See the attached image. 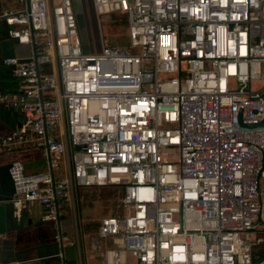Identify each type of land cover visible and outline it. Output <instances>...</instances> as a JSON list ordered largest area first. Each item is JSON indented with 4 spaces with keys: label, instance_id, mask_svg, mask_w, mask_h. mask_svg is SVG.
Instances as JSON below:
<instances>
[{
    "label": "built area",
    "instance_id": "built-area-1",
    "mask_svg": "<svg viewBox=\"0 0 264 264\" xmlns=\"http://www.w3.org/2000/svg\"><path fill=\"white\" fill-rule=\"evenodd\" d=\"M16 2L0 18L31 49L1 60L16 83L0 104L22 122L0 153L39 148L46 169L8 164L13 208L41 205L59 248L91 264L76 220L73 236L60 231L61 209L73 212V188L115 187L98 264H264V0H90L89 52L71 0ZM112 13L125 45L103 42Z\"/></svg>",
    "mask_w": 264,
    "mask_h": 264
},
{
    "label": "crops",
    "instance_id": "crops-1",
    "mask_svg": "<svg viewBox=\"0 0 264 264\" xmlns=\"http://www.w3.org/2000/svg\"><path fill=\"white\" fill-rule=\"evenodd\" d=\"M16 0H0L3 10H16ZM31 47L17 44L6 36V25L0 18V92L13 89L16 81L10 75V67L2 64L5 57H26ZM22 122L19 111L0 104V136L7 135ZM12 160L22 163L26 173L41 172L46 169L43 152L33 146H15L0 153V264H78L76 249L68 246L59 248L53 240L55 225L51 221H41L42 207L38 203L27 204L16 211L12 204V185L7 174V166ZM68 206L63 211L69 215ZM62 213L60 217H64ZM58 221L60 231L73 236L72 221ZM87 257V255H86ZM91 259V257H90ZM87 257V262L90 261Z\"/></svg>",
    "mask_w": 264,
    "mask_h": 264
},
{
    "label": "rangeland",
    "instance_id": "rangeland-1",
    "mask_svg": "<svg viewBox=\"0 0 264 264\" xmlns=\"http://www.w3.org/2000/svg\"><path fill=\"white\" fill-rule=\"evenodd\" d=\"M74 14L77 22V36L75 41L80 43L81 50L94 51L98 48L97 42V25L93 16L90 0H71ZM19 8V5H17ZM117 13H112L109 18H99L100 33L103 42L108 45H125V27L126 21ZM121 20H124L121 22ZM160 78L165 77L159 75ZM115 189L116 191H112ZM73 212L70 204H65L70 209V214L67 215L63 209L61 212L65 215L60 217V221L67 219L76 220L77 225L86 222H95L103 216V209H106V215L115 213L118 207L119 189L113 187H76L72 193ZM80 227V226H79ZM96 229H93L95 232ZM92 232V233H93ZM86 234V232H85ZM87 248V257H91L88 263L98 264L104 250L109 246L105 240L97 238L94 234H87L84 240Z\"/></svg>",
    "mask_w": 264,
    "mask_h": 264
},
{
    "label": "trees",
    "instance_id": "trees-1",
    "mask_svg": "<svg viewBox=\"0 0 264 264\" xmlns=\"http://www.w3.org/2000/svg\"><path fill=\"white\" fill-rule=\"evenodd\" d=\"M123 19H124V17H123ZM124 20H121V22H123ZM100 188H102V187H100ZM114 188V187H113ZM112 191H116L115 189H112ZM120 193V192H119ZM118 196H119V194H118ZM105 211H106V209H103V214L104 215H106V213H105ZM103 215V216H104ZM97 223H98V221H95V222H86V223H83V224H80L79 226H80V228H81V230L85 233L86 232V234H89L90 233V235L91 234H94V235H96L95 234V232H93V229L95 230L96 229V226H97ZM93 232V233H92Z\"/></svg>",
    "mask_w": 264,
    "mask_h": 264
},
{
    "label": "water",
    "instance_id": "water-1",
    "mask_svg": "<svg viewBox=\"0 0 264 264\" xmlns=\"http://www.w3.org/2000/svg\"><path fill=\"white\" fill-rule=\"evenodd\" d=\"M78 149V147L77 146H75V150H77Z\"/></svg>",
    "mask_w": 264,
    "mask_h": 264
}]
</instances>
